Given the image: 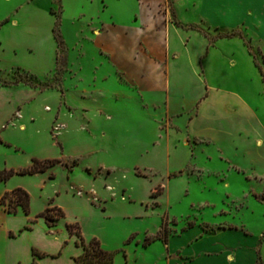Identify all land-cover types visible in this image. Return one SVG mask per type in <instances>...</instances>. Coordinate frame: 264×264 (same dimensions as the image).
Wrapping results in <instances>:
<instances>
[{
    "label": "rangeland",
    "instance_id": "obj_1",
    "mask_svg": "<svg viewBox=\"0 0 264 264\" xmlns=\"http://www.w3.org/2000/svg\"><path fill=\"white\" fill-rule=\"evenodd\" d=\"M233 2L0 0V171L58 161L0 182L30 195L0 264H74L77 230L114 264H264V42Z\"/></svg>",
    "mask_w": 264,
    "mask_h": 264
},
{
    "label": "trees",
    "instance_id": "obj_2",
    "mask_svg": "<svg viewBox=\"0 0 264 264\" xmlns=\"http://www.w3.org/2000/svg\"><path fill=\"white\" fill-rule=\"evenodd\" d=\"M54 33L59 46H62V40L57 34L56 29L54 30ZM57 163V160L48 159L45 161H39L35 159L33 160V164L29 168H25L21 171L16 172L13 169L5 172L0 171V182L7 180L10 176L16 173L26 175L44 172L48 168L56 165ZM0 205L5 206L9 213H16L17 208L21 207L26 213V215H28L30 212V195L24 189L18 188L12 192L5 193L0 200ZM52 211L58 212V216H56L55 218L56 220L63 216L62 210L57 207L47 208L41 216L45 217L46 219H49L51 218L50 213ZM162 222V228L159 233L156 236L148 237L146 239L145 246L157 240H161L165 245L169 243V217L164 216ZM70 228H72V226ZM75 234H77V236L79 237L80 245L83 248V253L74 258L75 264H114V254L104 250L98 240L94 239L87 244L81 237L78 230L75 232Z\"/></svg>",
    "mask_w": 264,
    "mask_h": 264
},
{
    "label": "crops",
    "instance_id": "obj_3",
    "mask_svg": "<svg viewBox=\"0 0 264 264\" xmlns=\"http://www.w3.org/2000/svg\"><path fill=\"white\" fill-rule=\"evenodd\" d=\"M253 3H255V8H256V12H257V14H256L257 16H256V18L254 20V23L257 25V37L260 38L264 42V0H234V2L230 6L231 7H239L240 12H241V19H243V20L244 19H248L249 20V18H250L249 10L253 6ZM50 28H52V27H50ZM232 38H235V37H228V39H232ZM54 39H53V42H54V44H53V48H54L53 49V51H54V54H53V65L56 66L57 49H58V47H57ZM214 46H215L214 48H216L218 45L215 44ZM245 49H246L245 50L246 53H248L247 48H245ZM212 50H214V49H209L208 50L207 54L209 56L211 55L210 51H212ZM2 51H3V49H2ZM263 55H264V48H263ZM250 60H252L253 63L255 61V60L253 61L252 58ZM231 61L232 62L235 61V58L231 59ZM235 62L233 64H236ZM51 70H53V68H51ZM170 73H171V69H170ZM209 88L212 89V90L216 89L214 86H210ZM229 93L232 95V99L234 98L235 111L237 112L236 115H237V117L240 118L239 119V123H242V119H244L243 117L248 116L249 107H248L247 101H246V99L243 98V96H241L237 92H230L229 91ZM230 106H232V105H230ZM177 112L179 113V111H177ZM197 115H198V113H197ZM175 118L176 119H180V118H178V115H176ZM182 118L183 117L181 116V119ZM230 118L231 117L228 118L227 122L231 123L232 122V118L231 119ZM194 119H195V117L190 118L189 124H188V128H189V132L188 133L192 137H197V138L203 139V140L205 139V140H208L210 142L215 143V142H217V140L220 141V142L221 141L224 142L223 139L222 140L219 139L221 137H223L224 139H227L228 137H230L231 135L233 136L236 133H238L240 136H242V134H244V132H226V131L225 132H199V131H197L195 129L193 130V123L195 121ZM236 124H238V123H236ZM256 136L258 137L257 141L261 140V138L258 135H256ZM169 189H170V186H169ZM166 216H168V215H166ZM82 253H83V248H81V252H80L79 255H81ZM74 264H75V261H74Z\"/></svg>",
    "mask_w": 264,
    "mask_h": 264
}]
</instances>
